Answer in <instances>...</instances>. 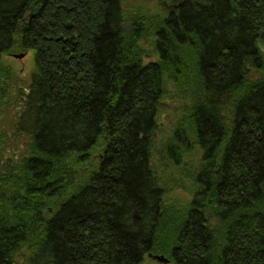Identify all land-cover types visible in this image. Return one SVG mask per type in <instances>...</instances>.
I'll return each instance as SVG.
<instances>
[{
  "label": "trees",
  "instance_id": "trees-1",
  "mask_svg": "<svg viewBox=\"0 0 264 264\" xmlns=\"http://www.w3.org/2000/svg\"><path fill=\"white\" fill-rule=\"evenodd\" d=\"M162 3L0 0V264H264V0Z\"/></svg>",
  "mask_w": 264,
  "mask_h": 264
},
{
  "label": "rangeland",
  "instance_id": "rangeland-1",
  "mask_svg": "<svg viewBox=\"0 0 264 264\" xmlns=\"http://www.w3.org/2000/svg\"><path fill=\"white\" fill-rule=\"evenodd\" d=\"M127 2L144 8H156L158 5L163 4L162 0H127ZM164 11L166 12V10ZM4 61L12 67L13 77L8 81L10 93L6 98V101L0 104L3 106L0 107V135H2V138L5 141V152L2 155V159L10 157V155L16 157L17 153L24 148V136L15 134L14 124L17 121V116L20 107L22 106L21 99H23V96L20 95L18 91L20 90V92L24 94L27 91L30 82L33 68V51H28L21 59L13 56H5ZM11 143H14V146L9 148ZM172 196L179 200L189 199V194L181 188L174 190ZM146 263L163 264L151 258H147ZM166 264L172 263L167 262Z\"/></svg>",
  "mask_w": 264,
  "mask_h": 264
},
{
  "label": "water",
  "instance_id": "water-1",
  "mask_svg": "<svg viewBox=\"0 0 264 264\" xmlns=\"http://www.w3.org/2000/svg\"><path fill=\"white\" fill-rule=\"evenodd\" d=\"M25 54L26 53H18V54H13L12 56L21 59L22 57H24ZM149 257L163 264H166L169 261L165 256L159 254H154V255L149 254Z\"/></svg>",
  "mask_w": 264,
  "mask_h": 264
},
{
  "label": "flooded vegetation",
  "instance_id": "flooded-vegetation-1",
  "mask_svg": "<svg viewBox=\"0 0 264 264\" xmlns=\"http://www.w3.org/2000/svg\"><path fill=\"white\" fill-rule=\"evenodd\" d=\"M23 58V57H22ZM19 59V58H18Z\"/></svg>",
  "mask_w": 264,
  "mask_h": 264
}]
</instances>
